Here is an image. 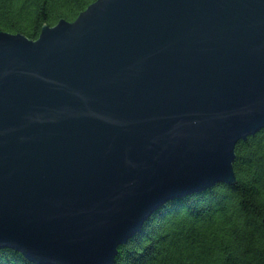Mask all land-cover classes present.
<instances>
[{
  "label": "water",
  "instance_id": "water-1",
  "mask_svg": "<svg viewBox=\"0 0 264 264\" xmlns=\"http://www.w3.org/2000/svg\"><path fill=\"white\" fill-rule=\"evenodd\" d=\"M264 128V0H95L0 32V248L114 264L169 200L237 182Z\"/></svg>",
  "mask_w": 264,
  "mask_h": 264
},
{
  "label": "trees",
  "instance_id": "trees-1",
  "mask_svg": "<svg viewBox=\"0 0 264 264\" xmlns=\"http://www.w3.org/2000/svg\"><path fill=\"white\" fill-rule=\"evenodd\" d=\"M95 0H0V32L37 39ZM237 182L172 199L121 244L114 264H264V128L236 145ZM0 264H35L0 248Z\"/></svg>",
  "mask_w": 264,
  "mask_h": 264
}]
</instances>
